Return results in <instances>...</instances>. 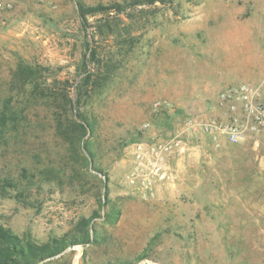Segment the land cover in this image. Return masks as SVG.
Returning a JSON list of instances; mask_svg holds the SVG:
<instances>
[{
    "label": "rangeland",
    "instance_id": "1",
    "mask_svg": "<svg viewBox=\"0 0 264 264\" xmlns=\"http://www.w3.org/2000/svg\"><path fill=\"white\" fill-rule=\"evenodd\" d=\"M11 1L0 18V109L7 99L23 107L31 127L0 150V178L18 176L27 188L22 195L2 192L0 224L44 242L101 213L93 225L102 238L85 258L83 245L75 244L42 264H264V122L236 140L200 126L241 115L222 94L243 84L255 89L264 113V0L141 6L148 28L108 88L87 105L102 125L95 165L107 175L93 162L69 159L52 126L53 97L60 104L62 92L75 98L70 83L82 76L88 53L94 27H84L77 1L117 0ZM99 17L88 16L87 25ZM21 64L36 70L35 89L18 77ZM141 139L173 143L167 176L151 191L125 179L132 143ZM106 190L120 210L114 222L100 206ZM142 251L147 258L135 260Z\"/></svg>",
    "mask_w": 264,
    "mask_h": 264
},
{
    "label": "trees",
    "instance_id": "2",
    "mask_svg": "<svg viewBox=\"0 0 264 264\" xmlns=\"http://www.w3.org/2000/svg\"><path fill=\"white\" fill-rule=\"evenodd\" d=\"M156 1L117 0L94 5L77 1V10L85 24L84 27L89 26L94 29L89 35V40L86 41L85 49L88 55L86 52L83 55L82 76L77 82L70 83V86L73 85L75 88V98L62 92L64 103L60 104L56 96L53 97L52 126L56 136L67 145L69 159L73 162L81 161L85 166L93 162L94 168L104 175L107 173L95 165L102 156L103 147L100 140L102 125L98 116L89 113L87 105H93L95 98L108 88L119 70L126 65L128 58L134 53L137 48L136 43L143 37L142 34L149 25L148 20L141 13L143 12L141 6L153 4ZM97 14L100 17L95 24L87 25L88 16ZM97 38L112 43L108 47L101 46L97 43ZM34 73L36 70L28 65L18 66L17 74L23 79L22 84L29 83L35 89L37 83ZM45 94L49 93L46 91ZM58 107L62 110L58 111ZM22 109L11 104L9 99L3 102L0 109V150L17 141V138L25 133L26 128L31 127L26 124ZM22 170L25 171L26 168L23 167ZM7 188L17 190L20 195L27 189L18 176L10 175L0 178V195L4 190H9ZM107 195L106 190V199L103 203L101 199L99 200L100 206L103 204L106 207L105 219L114 222L120 210ZM99 216L101 213L93 211L89 216L81 217L72 230L44 242H38L31 237H21L0 224V264H36L43 258L60 253L70 244H82L84 247L82 256L85 258L89 247L100 242L102 238L97 227L93 225L94 219ZM144 258H147V255L145 251H142L135 260L140 261ZM116 264H135V261L124 260Z\"/></svg>",
    "mask_w": 264,
    "mask_h": 264
},
{
    "label": "built area",
    "instance_id": "3",
    "mask_svg": "<svg viewBox=\"0 0 264 264\" xmlns=\"http://www.w3.org/2000/svg\"><path fill=\"white\" fill-rule=\"evenodd\" d=\"M12 5L11 0H0V18L5 10ZM222 101L226 102L230 111L240 112L241 115L231 119L216 122L215 120L201 123L205 131H219L227 135L231 140H236L248 128L255 130L258 124L264 122L263 109L256 103V91L249 85H240L229 89L222 94ZM159 104V103H158ZM157 103H155V107ZM252 119L254 124L249 125L246 119ZM187 125L196 129V124L187 121ZM147 126V124H144ZM177 138L174 145H178ZM173 143L160 140H135L131 147V166L125 174V179L131 183L140 185L141 188L151 191L154 186L163 181L167 176L166 156Z\"/></svg>",
    "mask_w": 264,
    "mask_h": 264
},
{
    "label": "water",
    "instance_id": "4",
    "mask_svg": "<svg viewBox=\"0 0 264 264\" xmlns=\"http://www.w3.org/2000/svg\"><path fill=\"white\" fill-rule=\"evenodd\" d=\"M105 181H106V180H105ZM74 247H75L74 244H70V245H68L67 248H65V249H64L63 251H61L60 253H58V254H56V255L49 256V257H47V258H43V259H41V260H40L38 263H36V264H42V263H44V262H46V261H48V260H52V259H54V258H56V257H58V256H60V255H62V254H64V253L67 252L69 249L74 248ZM80 251H82V248H80ZM142 264H148V261H143Z\"/></svg>",
    "mask_w": 264,
    "mask_h": 264
}]
</instances>
